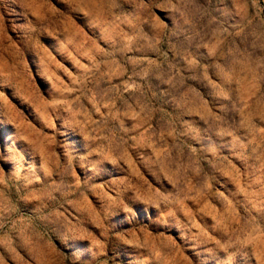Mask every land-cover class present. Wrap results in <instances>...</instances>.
<instances>
[{
	"label": "rangeland",
	"instance_id": "rangeland-1",
	"mask_svg": "<svg viewBox=\"0 0 264 264\" xmlns=\"http://www.w3.org/2000/svg\"><path fill=\"white\" fill-rule=\"evenodd\" d=\"M0 92V264H264V0H0Z\"/></svg>",
	"mask_w": 264,
	"mask_h": 264
},
{
	"label": "snow or ice",
	"instance_id": "snow-or-ice-1",
	"mask_svg": "<svg viewBox=\"0 0 264 264\" xmlns=\"http://www.w3.org/2000/svg\"><path fill=\"white\" fill-rule=\"evenodd\" d=\"M36 77V76H35ZM37 79V78H36ZM37 82H38V86H40V83H39V81L37 80ZM41 87V86H40ZM3 93L2 92H0V95H2Z\"/></svg>",
	"mask_w": 264,
	"mask_h": 264
}]
</instances>
